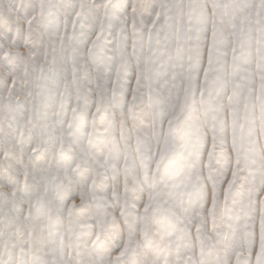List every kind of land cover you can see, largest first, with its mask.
<instances>
[{"label": "snow or ice", "instance_id": "6c2138e0", "mask_svg": "<svg viewBox=\"0 0 264 264\" xmlns=\"http://www.w3.org/2000/svg\"><path fill=\"white\" fill-rule=\"evenodd\" d=\"M0 264H264V0H0Z\"/></svg>", "mask_w": 264, "mask_h": 264}]
</instances>
